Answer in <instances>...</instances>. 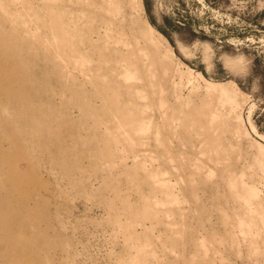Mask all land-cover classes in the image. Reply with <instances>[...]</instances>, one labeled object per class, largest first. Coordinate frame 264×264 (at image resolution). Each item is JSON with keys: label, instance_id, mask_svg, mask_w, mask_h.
Returning <instances> with one entry per match:
<instances>
[{"label": "rangeland", "instance_id": "rangeland-1", "mask_svg": "<svg viewBox=\"0 0 264 264\" xmlns=\"http://www.w3.org/2000/svg\"><path fill=\"white\" fill-rule=\"evenodd\" d=\"M0 264H264V0H0Z\"/></svg>", "mask_w": 264, "mask_h": 264}]
</instances>
